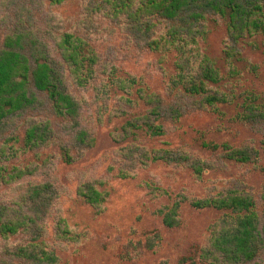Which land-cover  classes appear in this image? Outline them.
Listing matches in <instances>:
<instances>
[{"label": "rangeland", "instance_id": "obj_1", "mask_svg": "<svg viewBox=\"0 0 264 264\" xmlns=\"http://www.w3.org/2000/svg\"><path fill=\"white\" fill-rule=\"evenodd\" d=\"M87 1L69 0L62 6L49 7L45 0H0V48L5 34L14 30L30 33L46 47L66 90L79 107L74 121L58 118L47 97L32 91L33 106L0 124V167L32 171L9 185L0 184V204L9 207L16 217L34 218L38 213L37 225L42 229L44 248L56 257V264H181L183 259L186 264H205L198 262L200 251L206 247L210 228L222 213L196 210L190 202L235 190L251 196L261 215L264 122L245 126L232 119L233 110H226V116L219 118L197 110L191 99H170L174 54L144 51L135 45L123 26L86 17ZM209 29L205 51L224 72L226 28L217 22ZM64 31H76L97 51V76L86 88L73 84L56 52V37ZM255 45L257 49L246 47L242 55L258 67V75L240 65V86L264 94V38H257ZM111 67L117 68L121 75L141 80L162 98L167 115L163 137L153 138L140 132L133 141L123 140L122 127L144 115L146 109L138 103L127 104L121 93L109 92L106 85ZM175 111L182 114L176 122L171 121ZM45 123L55 137L53 142L24 152L23 132L31 125ZM79 133L93 139L90 148L77 143ZM13 137L18 138V143L10 142ZM202 141L255 148L261 155L255 164L230 163L218 157V153L202 148ZM62 148L69 149V163L63 159ZM151 149L191 154L204 160L211 169L196 179L186 167L163 163L141 165V154ZM120 173L133 177L121 180ZM97 182H102L108 193L99 210L84 203L77 194L82 184ZM145 183L159 187L161 192L152 194ZM37 184L50 185L55 195L50 207L42 212L32 206L27 196L28 187ZM180 199H185L179 210L180 225L169 229L163 225L160 212ZM63 229L67 235L61 233ZM31 237L0 239V264H48L14 255ZM255 264H264V250Z\"/></svg>", "mask_w": 264, "mask_h": 264}, {"label": "trees", "instance_id": "obj_2", "mask_svg": "<svg viewBox=\"0 0 264 264\" xmlns=\"http://www.w3.org/2000/svg\"><path fill=\"white\" fill-rule=\"evenodd\" d=\"M45 1L49 7H59L69 0ZM85 11L88 18L123 26L135 45L144 51L174 54L175 74L169 82L170 99H191L197 104V110L219 118L226 116V110H233L232 119L245 126L264 122V94L241 87L239 69L242 65L254 76L258 75V67L248 63L242 54L246 47L257 49L256 39L264 38V0H88ZM217 22L226 28L222 51L224 72L218 62L207 55L204 47L210 33L209 26ZM55 48L76 87L83 89L94 82L99 57L86 38L76 31H64L57 35ZM107 77L106 88L110 93H121L127 104L138 103L146 109L144 115L127 121L122 127L123 140L133 141L140 132L153 138L163 137L167 115L164 114L162 98L141 80L121 75L115 67L110 68ZM32 91L47 97L56 117L69 121L78 117V104L66 90L63 77L49 59L46 47L30 33L14 30L3 36L0 48V124L33 106ZM181 117L182 114L175 111L171 121L176 122ZM54 138L48 123L31 125L23 132L22 149L24 152L37 149L50 144L48 142H53ZM77 141L88 148L94 142L85 133H79ZM10 142L18 143V138L13 137ZM261 146L264 155V137ZM201 147L239 165L255 164L261 155L258 149L233 147L228 143L202 141ZM61 152L69 163V149L62 148ZM141 156L143 161L139 163L143 166L163 163L186 167L196 179H201L211 169L204 160L178 150L151 149ZM30 174L32 171L28 169L0 167V184L9 185ZM132 177L128 173L118 176L121 180ZM103 187L102 182L85 183L77 194L84 203L99 210L108 198ZM145 187L152 194L161 192L153 184L145 183ZM28 188V200L38 212L50 207L55 198L50 185L37 184ZM184 202L185 199L174 201L166 211L160 212L165 227H179V210ZM190 206L196 210L212 209L222 213L210 228L207 245L200 251L199 263L255 264L264 250V195L261 215L251 196L235 190L193 200ZM37 214L34 218L12 216L11 209L0 204V239L8 241L19 235H31L26 246L18 247L14 255L24 260L56 264V257L44 248ZM61 233L68 234L66 229ZM181 264H186L185 259Z\"/></svg>", "mask_w": 264, "mask_h": 264}]
</instances>
